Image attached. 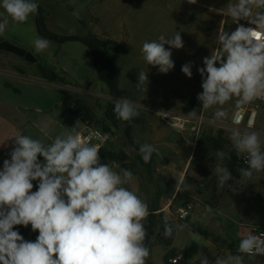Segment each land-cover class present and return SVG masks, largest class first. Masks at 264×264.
<instances>
[{
    "label": "rangeland",
    "instance_id": "1",
    "mask_svg": "<svg viewBox=\"0 0 264 264\" xmlns=\"http://www.w3.org/2000/svg\"><path fill=\"white\" fill-rule=\"evenodd\" d=\"M36 2L43 8L45 24L51 32L95 36L103 41L100 57L110 60L115 67L117 98L132 101L137 106L138 116L130 121L116 117L114 93L99 79L89 48L80 42L58 44L48 40L49 48L38 53L33 43L40 37L35 15H30L23 24L9 17V24L0 37L34 55L37 62L30 63L0 52V169L3 161L10 159L8 153L17 135H29L50 144L61 132H72L77 121L78 132L84 126L100 128L109 136L100 150L105 153L100 154L101 163L119 164L131 170L133 178L124 186L149 207L150 215L144 221L148 230L145 243L150 250L146 264H171V258L166 262L165 255L175 249L173 237L177 227L173 228L171 237L165 238V219L173 226L207 231L211 234L209 240L221 246L223 254L231 255V249L237 252L239 240L252 230L240 233V228L250 222L264 223V171L254 172L251 178L240 174L239 169L247 167L239 161L245 153L237 154L230 140L234 128L232 118L237 109L235 99L223 106L228 115L222 120L212 119L214 108L202 112L197 100V94L202 92L197 68L203 67V57L217 47L213 43L215 33L236 28L232 19L218 10L236 0H197L195 4L188 0ZM77 9L79 18L73 15ZM177 32L181 34L184 47L171 50L174 69L160 73L158 67L145 61L142 45ZM188 62H193L191 78L181 71L182 65ZM39 65L56 72L63 82L57 84L42 79ZM140 71L147 73L148 79L137 86ZM60 90L69 91L81 103L82 110L75 105L71 107L78 114L62 107ZM193 110L197 111V118L188 116ZM163 112L184 119L183 128L175 127V121H164L160 116ZM263 113L264 106L259 110L253 129L240 128L259 133L262 150ZM144 143L159 150V155L153 153L148 163L138 153L139 145ZM217 151L227 152L230 158L217 161ZM108 153L115 154L116 159L108 158ZM232 159H237V165L231 163ZM216 163L227 167L232 175L228 186L223 188L218 186L216 175L212 173ZM178 182L179 190L175 191ZM32 183V191H36L38 181ZM183 210L189 212L185 217L181 216ZM220 210L223 211L220 213ZM197 211L199 221L192 220ZM226 219L235 222L225 223ZM233 228L237 232L230 237ZM15 229L28 241H35L38 236L31 225L27 228L18 225ZM197 241L203 240L183 231L175 239L182 248H195ZM263 262L264 259L244 257V264Z\"/></svg>",
    "mask_w": 264,
    "mask_h": 264
},
{
    "label": "clouds",
    "instance_id": "2",
    "mask_svg": "<svg viewBox=\"0 0 264 264\" xmlns=\"http://www.w3.org/2000/svg\"><path fill=\"white\" fill-rule=\"evenodd\" d=\"M0 7L4 9L0 13L2 34L9 17L23 24L38 12L39 4L36 0H2ZM218 11L230 17L236 28L215 33L217 47L203 57V67L197 68L202 88L197 94L200 110L214 108L213 120L227 117L223 106L233 99L237 107L264 99V0H236ZM73 15L79 18L80 10ZM33 43L38 53L49 48V41L42 37ZM183 47L177 32L145 41L141 51L148 65L166 74L175 66L171 50ZM192 67L193 62L185 63L181 71L191 78ZM147 79V73L140 71L137 86ZM113 104L118 119L130 121L138 116L137 106L127 98H115ZM188 116L197 118V111ZM76 125L50 144L29 135L14 138L10 159H5L0 169V264H146L150 250L144 221L150 212L147 203L124 186L133 178L132 171L119 164L101 163L99 146L76 131ZM230 140L237 154H247V167L239 169L241 176L251 178L254 172L264 171L259 133L234 127ZM138 153L148 163L159 150L144 143ZM226 158H230L227 152L217 151V161ZM212 173L221 188L232 179L228 168L219 163ZM33 181H38L36 191H32ZM18 225H31V230L38 232L36 240H25L15 229ZM174 227L182 225H170L165 219V238L172 236ZM237 252L217 257L213 264H244L245 255L249 259L264 256V233L241 238ZM200 264H209V259L203 256Z\"/></svg>",
    "mask_w": 264,
    "mask_h": 264
},
{
    "label": "trees",
    "instance_id": "3",
    "mask_svg": "<svg viewBox=\"0 0 264 264\" xmlns=\"http://www.w3.org/2000/svg\"><path fill=\"white\" fill-rule=\"evenodd\" d=\"M35 15V23L38 30V35L42 38H45L51 42H55L58 44H63L65 42H80L82 45L89 48L93 53V61L95 65V69L97 72V75L101 81L106 83L113 91L114 87L117 88V81L115 76V67L111 63L110 60H107L105 58L100 57V49L104 45L103 41H101L99 38L95 36H77V35H58L53 32H51L46 24H45V13L43 8L39 5L38 12ZM38 72L40 74V77L44 80H47L51 83H60L63 82V79L53 70L46 69L45 67L39 65L38 66ZM7 88L11 89L10 85H6ZM60 94L62 96V107L72 112L73 114H78V111L73 110L71 107L73 105L77 106L79 110H82L83 107L81 103L75 99L74 95L70 93L69 91L60 90ZM104 150L100 151V154H103ZM105 154V153H104ZM108 158L110 159H116L115 154L108 153ZM237 161V159H236ZM234 159H232V164L237 165L235 163ZM192 232L199 234L203 239L209 240L211 238V234L207 231H202L201 229H190ZM169 248V244L167 245ZM178 254H182L177 249H170L167 251L165 255L166 262L169 258H172ZM238 254L236 251L234 252V249H231V255ZM183 255V254H182Z\"/></svg>",
    "mask_w": 264,
    "mask_h": 264
},
{
    "label": "built area",
    "instance_id": "4",
    "mask_svg": "<svg viewBox=\"0 0 264 264\" xmlns=\"http://www.w3.org/2000/svg\"><path fill=\"white\" fill-rule=\"evenodd\" d=\"M262 106H264V99H259V100L253 101L251 104L237 107L233 115V118H232V126L244 128V129H253L257 123V120L259 117V110L261 109ZM160 116L164 121H167V122L175 121L173 125L177 128H183L184 123L186 122L181 117L176 118L166 112L160 113ZM249 124L252 125L251 128H249ZM97 132L100 134L99 137L95 135V133ZM79 133L83 137H91V143L98 145L99 151L102 149V147H104V145L107 143L109 139L108 134L104 130L97 128V127H85L84 126L79 131ZM246 159H247L246 153L239 157L240 163L245 164V165H247ZM188 213H189L188 210H183L181 216L185 217ZM251 233H254V234L264 233V228L263 227L253 228L252 230H250L248 234H251ZM244 257H247V255H245ZM254 258L264 259V256H256ZM183 260H184L183 255L178 254L172 257L169 261L171 264H179ZM262 264H264V262Z\"/></svg>",
    "mask_w": 264,
    "mask_h": 264
},
{
    "label": "crops",
    "instance_id": "5",
    "mask_svg": "<svg viewBox=\"0 0 264 264\" xmlns=\"http://www.w3.org/2000/svg\"><path fill=\"white\" fill-rule=\"evenodd\" d=\"M0 13H4V9L2 7H0ZM179 183L180 182H178V184L174 187L175 191L179 190L178 189ZM175 191H174V193H175ZM241 208H242V210H244L243 205L241 206ZM222 211L223 210H220L219 212L221 213ZM197 213H198V211L194 214L192 220H196V221L198 220ZM227 222H235V221L226 219L225 223H227ZM260 226H262L264 228V223L250 222V224H248L247 227L245 226V228H240V233H243L244 231L247 232V230L249 231V228L253 229L256 227H260ZM205 227H207V225H205ZM182 231L187 232L188 234H191L192 236L201 237L199 234L192 232L191 230H189L186 227H179L176 229L174 237H173V246L175 249H177L179 252H181L183 254L184 260L180 264H200V261L203 258V256H205L209 259V264H213V261L217 257L226 258L229 255L228 253L223 254L221 246H219L217 243H214L211 240H205L202 237H201V240H203V241H197L195 248H182V247L178 246L175 243V239H176L177 235ZM235 232H237V229L233 228V233L230 234V237H232Z\"/></svg>",
    "mask_w": 264,
    "mask_h": 264
},
{
    "label": "water",
    "instance_id": "6",
    "mask_svg": "<svg viewBox=\"0 0 264 264\" xmlns=\"http://www.w3.org/2000/svg\"><path fill=\"white\" fill-rule=\"evenodd\" d=\"M0 52H4L7 54L14 55V56L19 57L21 59H24L25 61L30 62V63L37 62V59L34 55H32L31 53H29L25 49L15 45L9 41L3 40L1 37H0ZM113 93H114V99L117 98V90L115 87L113 89Z\"/></svg>",
    "mask_w": 264,
    "mask_h": 264
}]
</instances>
